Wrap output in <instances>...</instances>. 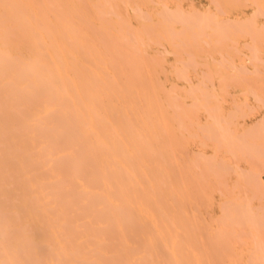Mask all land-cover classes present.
Listing matches in <instances>:
<instances>
[{
    "label": "bare ground",
    "instance_id": "obj_1",
    "mask_svg": "<svg viewBox=\"0 0 264 264\" xmlns=\"http://www.w3.org/2000/svg\"><path fill=\"white\" fill-rule=\"evenodd\" d=\"M38 10L0 0V264H209L172 250L185 219L170 202L189 196L158 88L139 84L138 70L123 83L87 29L66 11L58 24ZM55 175L61 203L44 188Z\"/></svg>",
    "mask_w": 264,
    "mask_h": 264
},
{
    "label": "rangeland",
    "instance_id": "obj_2",
    "mask_svg": "<svg viewBox=\"0 0 264 264\" xmlns=\"http://www.w3.org/2000/svg\"><path fill=\"white\" fill-rule=\"evenodd\" d=\"M29 1L54 23L65 16L87 29L90 42L104 45L105 59L121 63L108 73L114 69L129 83L138 70L139 84L158 88L178 143L176 176L189 196L174 194L170 202L185 219L178 227L182 246L172 250L209 264H264V0ZM130 52L137 66L128 63ZM75 168L65 171L75 185L84 183L83 167ZM56 177L44 188L54 192ZM53 195L62 202V194Z\"/></svg>",
    "mask_w": 264,
    "mask_h": 264
}]
</instances>
